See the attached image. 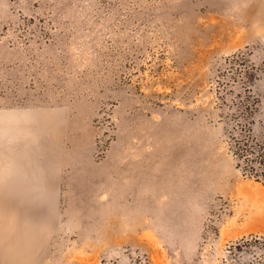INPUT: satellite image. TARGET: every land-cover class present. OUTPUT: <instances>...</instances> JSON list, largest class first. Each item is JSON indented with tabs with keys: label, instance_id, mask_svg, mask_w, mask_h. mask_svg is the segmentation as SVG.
I'll return each instance as SVG.
<instances>
[{
	"label": "rangeland",
	"instance_id": "obj_1",
	"mask_svg": "<svg viewBox=\"0 0 264 264\" xmlns=\"http://www.w3.org/2000/svg\"><path fill=\"white\" fill-rule=\"evenodd\" d=\"M244 142L264 0H0V264H264Z\"/></svg>",
	"mask_w": 264,
	"mask_h": 264
},
{
	"label": "trees",
	"instance_id": "obj_2",
	"mask_svg": "<svg viewBox=\"0 0 264 264\" xmlns=\"http://www.w3.org/2000/svg\"><path fill=\"white\" fill-rule=\"evenodd\" d=\"M243 151L249 155L250 160L254 161L255 164H250L248 169L261 177L264 182V142L252 147L248 142H244Z\"/></svg>",
	"mask_w": 264,
	"mask_h": 264
},
{
	"label": "bare ground",
	"instance_id": "obj_3",
	"mask_svg": "<svg viewBox=\"0 0 264 264\" xmlns=\"http://www.w3.org/2000/svg\"><path fill=\"white\" fill-rule=\"evenodd\" d=\"M149 235V234H148ZM149 237V236H148ZM150 237H151V235H150Z\"/></svg>",
	"mask_w": 264,
	"mask_h": 264
}]
</instances>
